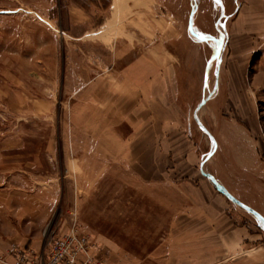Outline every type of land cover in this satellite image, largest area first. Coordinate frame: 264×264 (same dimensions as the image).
Returning a JSON list of instances; mask_svg holds the SVG:
<instances>
[{
	"label": "rangeland",
	"instance_id": "rangeland-1",
	"mask_svg": "<svg viewBox=\"0 0 264 264\" xmlns=\"http://www.w3.org/2000/svg\"><path fill=\"white\" fill-rule=\"evenodd\" d=\"M220 1L0 0V264H49L73 231L74 264H234L237 227L264 244L200 172L212 95L204 171L264 216V0ZM139 59L158 69L132 91Z\"/></svg>",
	"mask_w": 264,
	"mask_h": 264
},
{
	"label": "crops",
	"instance_id": "crops-1",
	"mask_svg": "<svg viewBox=\"0 0 264 264\" xmlns=\"http://www.w3.org/2000/svg\"><path fill=\"white\" fill-rule=\"evenodd\" d=\"M140 60V61H139ZM139 62H134V63H130L128 66H126L125 70H124V74H125V78H126V82L130 85V87L134 86L132 91H135L137 88H139L141 86H144V84L148 83L149 80H153V78L155 77V73L156 70L158 69V66L155 65V72L148 75L145 78H137L135 77L133 74H131L132 69L134 66L140 64L141 62H143V59H139ZM151 64L153 65V62H151ZM152 94L150 95V98H153V93L155 92V86L153 87L152 85ZM150 92V93H151ZM157 145H158V141H157ZM158 151L159 148L156 149L155 153L158 157ZM153 159V158H152ZM152 175V174H151ZM236 233L238 234L236 241H234V246L235 248H233L232 246V250H234V256L232 255V258L236 259V263L235 261L232 262L234 264H264V244H255L254 243V237H260V235H256L255 233H253L252 230L249 229V227H237L236 229ZM233 244V243H232ZM236 250V251H235Z\"/></svg>",
	"mask_w": 264,
	"mask_h": 264
},
{
	"label": "built area",
	"instance_id": "built-area-1",
	"mask_svg": "<svg viewBox=\"0 0 264 264\" xmlns=\"http://www.w3.org/2000/svg\"><path fill=\"white\" fill-rule=\"evenodd\" d=\"M55 244L56 251L49 264H74L80 254L85 253L89 248L90 238L87 235H80L78 231H73L72 234L59 239ZM9 252L16 257L23 256V252L15 246Z\"/></svg>",
	"mask_w": 264,
	"mask_h": 264
},
{
	"label": "water",
	"instance_id": "water-1",
	"mask_svg": "<svg viewBox=\"0 0 264 264\" xmlns=\"http://www.w3.org/2000/svg\"><path fill=\"white\" fill-rule=\"evenodd\" d=\"M218 4H220V6H222V17L224 16V9H223V5L222 2L220 0H215ZM223 48V42L221 43L220 47L218 48L217 54L220 55L221 51ZM206 75H207V71H206ZM212 95H209L206 98H203V100L201 101V103L199 104V106L195 109L193 117L195 122L197 123L198 127L214 142L215 144V150L217 148V144L216 141L213 137V135L210 133V131L198 120L197 114L199 112V110L207 103V101L210 99ZM211 152L207 158L201 163L200 165V172L202 173V175L204 177H206L209 181H211L216 189L222 194L224 195L229 201H231L232 203L236 204L237 206H239L240 208H242L243 210H245L246 212L250 213L251 215H253L254 217L258 218L261 222L264 223V216H262V214H260L258 211L254 210L253 208L249 207L248 205L244 204L243 202L239 201L238 199H236L233 195H231L229 192H227V190L224 188V186L213 176L206 174V172L204 171V165L205 163L212 158V156L214 155V152Z\"/></svg>",
	"mask_w": 264,
	"mask_h": 264
}]
</instances>
